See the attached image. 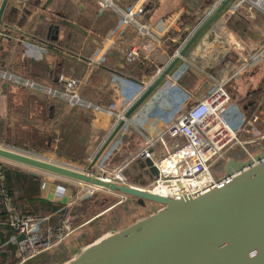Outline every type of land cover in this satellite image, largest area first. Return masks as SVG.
<instances>
[{
    "label": "crops",
    "instance_id": "0c3cea01",
    "mask_svg": "<svg viewBox=\"0 0 264 264\" xmlns=\"http://www.w3.org/2000/svg\"><path fill=\"white\" fill-rule=\"evenodd\" d=\"M219 1L116 0L120 11L115 13L110 10L101 11L96 0H29L23 9L32 7L36 12L48 16L47 19L54 17L67 22V19L69 20L73 17L71 16L73 7L78 10V15L80 12H86L87 9L91 8V4H96L98 12L95 10L94 20L104 12H107L112 16L119 17L121 22L110 33H105L104 37H95L91 31H84L86 36L81 34V38L76 39L75 43L72 38L67 40V37L64 40H61V38L54 39L52 33V45H44L39 43L36 36H33L34 30L39 25L47 26L48 30L51 27L58 28L60 31L58 37H61L62 31L65 32L64 26H51L52 23H43L42 21L37 23V25L29 24L24 26L26 24H20L18 21L19 16L16 15L14 22L12 20L11 24H7L11 30L10 32L7 31L9 30L8 28H1L4 32H0V69L19 76H22V74L28 75L32 79L43 82V84L52 85L59 89L62 86L56 83L58 74L73 78H83L79 91L80 98L94 105L97 110H77L92 116L89 126L90 130L95 136L104 137V140L113 122V116L108 112V109L113 101L114 94L119 92L124 99L133 100L140 93L142 86L152 80L156 71L164 67L176 51L180 52L191 31L203 18L211 15L217 8L216 5ZM239 2L240 0H231L229 2L218 16L198 35L168 76L120 128V130H123L126 127L133 135V139L124 144V149L119 154L121 157L127 156L134 151L138 146V141L143 140L145 136H156L168 121L170 123L171 121L173 122L181 114V103L188 94H192L193 101L196 102L211 89L214 83L212 79L216 81L225 79L243 62L244 58H249L264 46V2L262 5L263 9L252 7L246 1L240 5L238 4ZM11 4L15 3L11 1ZM124 11H132L133 20L130 23H122V13ZM8 13L9 10L7 11V18L9 19L10 15ZM5 17L6 15L4 14L2 22ZM111 21L113 20L111 19ZM140 28L141 31L139 30ZM33 44H39L45 50L44 63H30L25 57L23 45L26 47ZM133 46L140 47L139 57L133 64H127L124 55ZM100 47L103 48L106 55V57L104 56V68L90 70L87 65L88 59L92 52ZM262 62H264V56L256 63L254 69L248 75L239 81L227 85L231 104L240 106L244 115L247 112L249 113L252 108L254 112L260 105H262L264 110V100L262 101L261 97L264 96V68L259 67ZM33 73L35 74L33 75ZM115 74L114 79L110 81L111 76ZM169 81H173V83L169 84ZM7 87H10V84L0 80V121L10 120L6 124L7 131L11 132L9 134L12 137H20L22 134H29L32 128L42 129L43 122L41 119L36 118L38 111L33 113L32 109L26 107L25 102L20 100L9 102L10 100L3 93V89ZM26 92L32 93L30 91ZM256 98L259 99L256 101ZM7 103L10 104L9 107H7ZM173 106H176L174 115L161 119V116L172 110ZM69 108L64 109L61 114L59 113L58 119H62ZM256 116L261 118V114H256ZM12 123H15V126ZM134 141L137 142L135 146ZM100 144L97 146L93 145L88 150L89 158L94 155ZM5 146L6 148L18 150L22 154L56 163L49 158L34 154L30 150L19 146L8 144ZM48 154L50 155V153L46 155ZM102 154L103 152L96 164L100 163L99 159ZM4 163V165L18 167L9 164V162ZM84 166L81 165L76 168L66 167L83 171ZM133 167L134 165L132 169ZM21 170L40 179V198L52 203H60L66 208L70 207L68 203L74 204L76 202L75 185L81 186L82 184L75 182L78 184L74 185V181L72 183L66 182L65 180L67 179L62 180L64 178L31 168H21ZM126 174H128V171H126ZM134 179H137L135 174ZM8 234L9 231L0 226V241H3V238ZM9 237L5 242H0V256L4 253L7 256V252L2 250L4 248L7 249V244L12 245L14 242ZM17 237L16 235V241ZM8 253L12 254L11 251ZM0 260H3V258L0 257Z\"/></svg>",
    "mask_w": 264,
    "mask_h": 264
},
{
    "label": "water",
    "instance_id": "95a60500",
    "mask_svg": "<svg viewBox=\"0 0 264 264\" xmlns=\"http://www.w3.org/2000/svg\"><path fill=\"white\" fill-rule=\"evenodd\" d=\"M231 0L219 6L203 22L164 72L132 104L116 128L103 140L88 168H92L114 135L130 115L168 76L198 35ZM11 0L0 2L2 18ZM11 17V11L9 7ZM7 14V13H6ZM7 19V23L12 22ZM14 22V21H13ZM11 24V23H10ZM70 26L83 36L76 25ZM51 26H54L52 24ZM11 28V27H10ZM58 38V28H49L47 39ZM22 41V40H21ZM93 109H97L92 105ZM0 159L26 168L46 172L136 200L139 205L154 203L160 208L118 231H112L84 247L63 264H264V149L246 161L227 160L219 184L194 197L172 200L134 186L116 185L87 173L0 147ZM150 182L157 170L149 161L139 162ZM23 239L22 235L17 241Z\"/></svg>",
    "mask_w": 264,
    "mask_h": 264
},
{
    "label": "built area",
    "instance_id": "2783aa9c",
    "mask_svg": "<svg viewBox=\"0 0 264 264\" xmlns=\"http://www.w3.org/2000/svg\"><path fill=\"white\" fill-rule=\"evenodd\" d=\"M11 1L18 8L23 9L29 0ZM244 1L248 2L252 7L263 9L264 0H256L255 2L240 0L238 4L240 5ZM96 2L101 11L110 10L115 13H119L120 11L116 0H96ZM219 4L220 1L216 7ZM122 15V23H130L133 20L131 16L132 11H124ZM208 17L209 15L195 26L183 43V46ZM139 30L141 31V28ZM29 47L32 48L30 54L27 53ZM25 49V55L35 60H40L45 52L42 47L37 45H28ZM139 52L140 47H131L124 55L125 62L127 64L135 62L139 57ZM178 55L179 51H176L171 56V60L164 67L156 71L152 80L142 86L140 93L133 100L124 99L119 92L114 94L113 101L108 109V112L113 116V122L105 139L116 128L118 123L124 119L125 113L144 93L147 86L153 83ZM104 56L105 51L103 48H96L88 59V68L90 70L98 69L104 60ZM263 56L264 46L249 58H244L243 62L225 79L221 81L212 79L214 83L211 89L202 98L192 103L186 111L181 113L173 122L167 124L156 136H145L140 146L125 156L120 162L107 167L95 163L96 165L94 164L89 169L88 165L92 162L93 155L88 159V165L81 172L116 185L131 186L128 184L126 176L128 168L139 162L149 161L151 166L157 170L158 176L152 180L145 190L151 192V188L165 187L167 192L166 196H161L163 198L180 200L184 197H194L203 194L215 188L219 184L223 174L216 176L214 168L219 162L226 164L227 160H229L226 157L227 154L232 152L236 146L244 149V145L254 144L257 148H260V151L264 149V135L248 142H242L238 139L239 134L244 132L251 122L258 121V116L253 115L250 120H247L240 107L231 104V97L227 91V85L239 81L248 75ZM0 80L41 97L63 101L70 108L97 110L93 109L90 103L80 98L79 91L83 78H73L64 74H58L56 83L62 86L59 89L0 69ZM189 99L186 96L183 106H187V100L189 101ZM98 149L94 154H96ZM244 151L247 153L248 159L254 156L249 154L245 149ZM95 166L96 168H94ZM87 187H90L92 190L98 189L92 188L89 185ZM126 199V196L119 195L117 205ZM6 208L10 211L8 203H6ZM69 220L70 216L67 212L61 221L62 229L69 230ZM7 223L9 226L15 228L17 236H23V239L19 242L15 238V242L18 245V253L23 256L19 264L25 263L53 246V244L46 243V240H41L37 235L38 222L32 216L11 215ZM25 253L27 255L24 256Z\"/></svg>",
    "mask_w": 264,
    "mask_h": 264
},
{
    "label": "trees",
    "instance_id": "16d2710c",
    "mask_svg": "<svg viewBox=\"0 0 264 264\" xmlns=\"http://www.w3.org/2000/svg\"><path fill=\"white\" fill-rule=\"evenodd\" d=\"M91 5V8L87 9L86 12L82 11L78 15V10L73 7V13L71 14L73 17L69 20L66 18L67 22L69 21L68 23L76 24V26L83 29V31H91L92 35L95 37H104L105 33H110L115 29L121 20L119 17L112 16L107 12H104L94 20V13L95 10L98 12V7L96 4ZM9 7L10 5L5 12L6 17L3 21V24L5 25L8 24L6 13ZM111 19L113 21H111ZM63 29H65L66 33L62 31L61 37H58V39L61 38V40H64L67 37V40H70V38H72L76 43V39L81 38V33L75 28L64 26ZM1 31L4 32V30L0 28V32ZM7 31L10 32L11 30L9 29ZM47 32V26L39 25V27L34 30L33 36L38 38L40 44L52 45L51 39H47ZM33 45L42 47L39 44ZM24 47L25 45H23V52L25 54ZM45 53L46 52L43 53V56ZM43 56L40 60H35L25 55L30 63H44L45 59ZM104 61L105 58L99 69L104 68ZM34 74L35 73H33V75ZM22 76L30 78L28 75L22 74ZM115 76L116 74L112 75L110 81H112ZM36 81L43 83L39 80ZM9 84L10 87L3 89V93L7 99L10 100L9 102L15 100L25 102V106L31 108L33 113H37L38 111L36 118L41 119L43 125L42 129L32 128L29 134H22L20 137H12L9 134L11 132L7 131L8 128H6V124H8L10 120H2L0 121V142L19 146L20 148L30 150L34 154L42 155V157H47L46 154L50 153V155H48L52 157L51 160L68 167L76 168L81 165L87 166L89 158L88 150H90L93 145L97 146L100 144L104 138L102 136H95L90 130L89 126L92 116L82 113L77 109L69 108L63 101L42 98L34 93L26 92L27 90L24 91L25 89L23 88L16 87L11 83ZM258 99L259 98H256V101ZM8 103L7 107L10 106ZM65 107L69 108L68 112L62 119H58V114H61V112L66 109ZM258 109L253 112L252 108L249 113H245L246 118H252L254 114H258ZM251 112L253 113L251 114ZM12 125L15 126V123H12ZM132 139L133 135L128 129H121L103 150V154L99 159L100 164L107 167L111 166L113 163H118V161L120 162L125 157L119 155L124 149V144L130 142ZM141 142L142 140L140 142L138 141V146L134 150L140 146ZM135 144L137 145L136 141H134V146ZM52 145H54V147H52ZM244 148L247 152L253 155L260 151V148H257L253 144H246L244 145ZM226 157L227 159H233L236 161H246L248 159V155L246 153L244 154L239 146H236ZM108 158H110V160H108ZM224 166L225 164L223 162H219L216 165L214 168L216 176H221L223 174ZM39 181V178L34 177L32 174L25 172L24 170L0 164V226L9 231V234L0 242H5L9 235V238L14 241L12 245L7 244V249L4 248L2 250L7 252V256L5 253L0 256L3 258V260H0V264H19L23 257L19 255L18 245L17 242H15L16 230L7 223L11 215L32 216L38 222L37 235L41 240H46V243L52 245L67 233V230L62 229L61 226V221L63 220L65 213L68 212L71 216L69 224L75 229L87 220L93 219L94 221L95 219H100V217H102L99 216L100 212L103 209L112 207H109L106 198H102L103 196H101L98 191H94L88 196L80 198L69 208H66V206L60 203L49 202L39 196ZM96 196L99 197L95 198ZM6 203L10 205V211L6 208ZM135 206L142 207L145 205L135 203ZM123 210L128 211V208H123ZM114 216L116 215L114 214ZM116 217H113L112 222L110 223V227L113 230L119 229L121 224H123L122 220L117 219L118 217ZM93 242L94 241L88 242L84 246ZM10 251L12 254L8 253ZM25 255H27V253H25L24 256Z\"/></svg>",
    "mask_w": 264,
    "mask_h": 264
},
{
    "label": "rangeland",
    "instance_id": "374dc122",
    "mask_svg": "<svg viewBox=\"0 0 264 264\" xmlns=\"http://www.w3.org/2000/svg\"><path fill=\"white\" fill-rule=\"evenodd\" d=\"M251 1L255 2L256 0H251ZM10 9H12V11H11L12 13H11V17L9 19L14 21V19H16V15H18L19 16V20H18L19 23L20 24L25 23L26 25H24V26H28L29 24L30 25L31 24L37 25V23H39L41 21L43 23H52L56 26H61V24H59V23L63 22V21L56 19L54 17H50V19H47L48 16H46L42 13L36 12L32 7H27V8L22 10V9L18 8L16 4H11ZM40 19H42V20H40ZM15 22L17 23V21H15ZM25 48L26 47H24V49ZM31 51H32V48L29 47L27 53L30 54ZM259 67L264 68V62H262V64ZM172 83H173V81H169V84H172ZM175 86H176V84H175ZM188 97L190 99H189V101L187 100V106H183V102L185 100L181 103V107H182L181 113L186 111V109L194 102L192 94H188L187 98ZM261 97H262V101H263L264 96H261ZM173 109H174V111L172 112ZM173 109L170 111H167L165 113V115H162L161 119H166L167 117H172L176 111V106H173ZM240 109L242 110L241 107H240ZM258 110H259L258 115L261 114V118L258 117V121L254 122V123L251 122V124L247 126L245 131L239 134L238 139L240 141L248 142L252 139H255V138H258L259 136L264 135V110L262 109V105H260ZM254 115H256V114H254ZM250 119L251 118H247V120H250ZM168 123H170V122L168 121L166 123V125ZM102 142L103 141H101V143ZM5 145L6 144H4L3 142H0V147L6 148ZM7 149L14 150L13 148H7ZM240 149L244 152V154L246 153L244 151L245 148L243 149L242 147H240ZM15 151H18V150H15ZM251 155H253V154H251ZM46 156L49 159H52L51 156H48V155H46ZM47 157H45V158H47ZM108 160H110V158H108ZM4 162H6V161L0 159V164H5ZM9 164H13L14 166H18L16 168H19V169L26 168L23 166L20 167V165L10 163V162H9ZM141 165H142L141 163L140 164L137 163V164H134L133 169H132V166L128 168V170H127L128 174H126L127 181H128V184L131 186H135L137 188H142V189H147L148 186L151 184V182L149 181L148 176L144 173V170L141 168ZM6 166H8V165H6ZM9 167H13V166H9ZM94 173H95V171H94ZM134 174L137 177V179H134ZM62 180H65V179H62ZM65 181L72 183V181H69V180H65ZM73 184L75 185L78 183L73 182ZM75 186H76V189H75L76 193H74V194L77 196V198H78L77 200H79L80 198H82L84 196H88L90 194V192L98 191L99 194L101 196H103L102 198H106L107 203H109V207H111V206L112 207L103 209L99 214V216H102V217H100V219H95L94 221L93 220L90 221L91 219L87 220L83 224H81L82 226L79 225L75 229H73L72 226L68 222L69 230H67V233L68 232H70V233L61 237L59 239V240H61L60 242H58L59 241L58 240L57 242L54 243V245L55 244H57V245H55V246L53 245L50 249L44 251L42 254H40L38 256H35V257L29 259L24 264H63V263H65L64 261L70 260L75 255H77L84 247H86V246H84L86 243L91 242V241H96V240L100 239L101 237H104L105 235L109 234L112 231H118V230H120V229H122L128 225H131L135 221L148 216L149 214L157 211L160 208L159 205L154 204V203H150V202H146L144 204L145 206L136 207L135 206L136 200L129 198V197H127V199L125 201H123L121 204L117 205V203L119 201V195H120L118 193L108 192V191H105L102 189L92 190V189H90V187H87V185H84V184H82L81 186L80 185H75ZM71 190H73V189H71ZM98 197L99 196H96L95 198H98ZM68 206L72 207L73 204L68 203ZM74 206H76V205H74ZM123 208H125V209L128 208V211H124ZM99 209H98V211H99ZM111 212H113L118 218L116 216H114V214ZM113 217H116L117 219L122 220L123 224H121L119 229L113 230L110 227V223L112 222Z\"/></svg>",
    "mask_w": 264,
    "mask_h": 264
},
{
    "label": "bare ground",
    "instance_id": "6f19581e",
    "mask_svg": "<svg viewBox=\"0 0 264 264\" xmlns=\"http://www.w3.org/2000/svg\"><path fill=\"white\" fill-rule=\"evenodd\" d=\"M153 194L160 195V196H166L167 189L165 187H157L155 189H150Z\"/></svg>",
    "mask_w": 264,
    "mask_h": 264
}]
</instances>
